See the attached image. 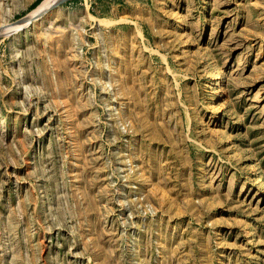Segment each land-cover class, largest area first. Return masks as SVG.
I'll return each instance as SVG.
<instances>
[{"label":"rangeland","instance_id":"374dc122","mask_svg":"<svg viewBox=\"0 0 264 264\" xmlns=\"http://www.w3.org/2000/svg\"><path fill=\"white\" fill-rule=\"evenodd\" d=\"M45 1L0 0V28ZM23 26L0 35V264H264V0Z\"/></svg>","mask_w":264,"mask_h":264},{"label":"bare ground","instance_id":"6f19581e","mask_svg":"<svg viewBox=\"0 0 264 264\" xmlns=\"http://www.w3.org/2000/svg\"><path fill=\"white\" fill-rule=\"evenodd\" d=\"M59 1H61V0H47V1H45L40 6V8L34 14H32V16H30L28 19L25 20V23L22 24V25H24L23 27H28L30 22L33 20H40L41 21L47 13H49L51 10H53L55 8L56 4Z\"/></svg>","mask_w":264,"mask_h":264},{"label":"water","instance_id":"95a60500","mask_svg":"<svg viewBox=\"0 0 264 264\" xmlns=\"http://www.w3.org/2000/svg\"><path fill=\"white\" fill-rule=\"evenodd\" d=\"M68 1H70V0H61V1H59V2L56 4L54 10H55L56 8H58L59 6L63 5L64 3L68 2ZM23 23H25V19H21V20L15 22V23H13V24H10V25H7V26H3V27H1V28H0V35L4 34V33H6V32H9L10 30H14L15 28H17L19 25H22Z\"/></svg>","mask_w":264,"mask_h":264},{"label":"crops","instance_id":"0c3cea01","mask_svg":"<svg viewBox=\"0 0 264 264\" xmlns=\"http://www.w3.org/2000/svg\"><path fill=\"white\" fill-rule=\"evenodd\" d=\"M108 1H110V0H108ZM111 1H116V0H111Z\"/></svg>","mask_w":264,"mask_h":264}]
</instances>
